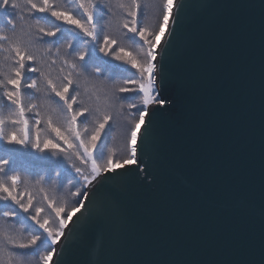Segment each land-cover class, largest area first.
Here are the masks:
<instances>
[{
    "label": "water",
    "instance_id": "95a60500",
    "mask_svg": "<svg viewBox=\"0 0 264 264\" xmlns=\"http://www.w3.org/2000/svg\"><path fill=\"white\" fill-rule=\"evenodd\" d=\"M174 2L154 61L172 105H149L137 163L86 189L49 264H264V0Z\"/></svg>",
    "mask_w": 264,
    "mask_h": 264
},
{
    "label": "snow or ice",
    "instance_id": "6c2138e0",
    "mask_svg": "<svg viewBox=\"0 0 264 264\" xmlns=\"http://www.w3.org/2000/svg\"><path fill=\"white\" fill-rule=\"evenodd\" d=\"M163 5V16L159 23V31L149 28V26L138 27V15L142 7L141 0H117V7L124 9L130 20L125 19L120 25L121 28L127 29L128 33H132L131 39L138 37L139 41H143L141 52L143 59H137L131 53L126 52L123 47L113 48L117 45L115 38H110L107 34L101 42L98 38L97 27L94 21H98V4L97 0H73V4L77 9L74 14L70 8H65L60 3V0H12L10 5L14 9H26L27 15L31 19L35 17V13H40L36 17V28L43 37H56L58 33L64 31L63 25H69L78 30L77 37H87L84 41L86 45L91 47L75 53L72 60H68L67 56L71 55L68 48L73 45L69 43L65 48L63 57V67H67L69 71L67 74L60 77V83H56L48 74H46L41 67L36 66L37 61L41 59L35 53L30 52L28 46L23 42V35H30L25 33L23 27L21 29V36L15 35L16 25L12 19L7 21L10 26L9 31L13 32V37H9L0 33V52H7L8 55L0 59V88L3 89V97L8 101L10 111L7 115L0 112V145L4 147L7 153V158H0V203H2L4 211L0 212V264H24V257L27 253L16 251L17 249H34L39 247L51 248L40 256V261L49 260L56 251L55 245L58 243L60 237L64 235V230L68 222L76 212L80 211V207L84 206L85 200H79L77 203L80 207H73L66 209L63 204L59 207L55 206V202L50 200L47 194L43 199L48 201V207L55 213V219L52 224L49 223L50 218L41 214L44 208L41 206H34L33 201L36 197L28 189V180L22 178L18 172H14L16 166L17 154L24 157H31L42 164H58L60 161L49 160L47 153L52 156H63L69 162L75 173L83 182V187L88 188L98 178L105 176L106 173H119V169H124L126 166L136 164L138 161V133L141 125L145 123V117L149 115V105L158 104L161 109L166 105L171 106L172 101L166 100L159 95L157 90V75L162 72V67L158 69L156 60V53L154 49L159 40L157 36H163L172 16L173 0H160ZM9 0H0V9H7ZM147 7V3L143 5ZM153 6H157L154 2ZM111 12V7L108 8ZM51 16L59 23H53L50 29L40 26L41 19L47 20ZM83 17H87L85 20ZM20 20H24V15L19 16ZM48 23L52 21L48 20ZM28 27H32L29 25ZM7 43V48H5ZM99 45V51L104 56H111L116 61H122L129 64L131 68L138 73L137 78L125 81V84H131L135 87H120L118 89L121 93H141L139 104L143 106V110H139V118L133 119L130 135L126 143V154L122 159H114V149L108 148L107 157L98 151V141L102 139L105 133L106 126H109L111 115L108 112H102L99 108L95 111L101 113L100 116L93 118L94 126L89 128L85 125L82 129L78 128L79 118L92 115L93 109L88 106L79 105V93L73 95L70 89L77 84L74 78L79 77L86 68L87 63L91 60L97 59L96 46ZM45 53L50 52V49H45ZM55 55H60V50L57 49ZM10 61V63H8ZM79 61V63L77 62ZM56 63L55 60L52 61ZM39 73L41 83L33 78L32 75ZM99 71L97 70V75ZM30 81V82H29ZM11 86V87H9ZM22 88L32 89L36 93L44 91L45 103L51 105L53 97H58L55 101L59 105L57 108H50L47 113L41 112L40 107L36 103L28 104L25 108L22 99ZM74 90V89H73ZM155 93V94H154ZM30 100H35L36 96H29ZM62 102V104H60ZM129 108H135L137 105L130 104ZM35 111V120L30 121L26 118V112ZM55 116V119H54ZM102 116V118H101ZM62 121V123L60 122ZM44 125L45 127H40ZM11 126V127H9ZM144 140H141L143 145ZM17 146V147H12ZM30 149V152H22L21 150ZM142 151V149H141ZM35 153H40V156H35ZM75 158V159H73ZM78 160V166L75 161ZM13 172L12 175H8ZM44 178L41 177L36 183L40 184ZM23 185V189H21ZM43 191V189H41ZM74 196L83 195L87 199L90 195L88 191H81L78 189ZM27 196V202L24 197ZM35 208L34 214L30 209ZM17 209L19 211H17ZM67 212V219L61 216V213ZM20 212L28 213L26 217H21ZM19 220L29 229V236L24 237L20 234V230L13 231L9 225L10 220ZM31 221L36 228L41 231L37 233L36 228L27 225V221ZM58 224V226H55Z\"/></svg>",
    "mask_w": 264,
    "mask_h": 264
},
{
    "label": "trees",
    "instance_id": "16d2710c",
    "mask_svg": "<svg viewBox=\"0 0 264 264\" xmlns=\"http://www.w3.org/2000/svg\"><path fill=\"white\" fill-rule=\"evenodd\" d=\"M39 2V0H36ZM125 3L128 0H124ZM154 2L157 6H153ZM12 0H9V6L7 9H0V33L13 37V32L9 31L10 26L7 24L9 19H12L15 22L16 29L15 35L21 36V29L25 33H30V35H23L22 39L26 46H28L29 51L35 53L38 57H41L37 61L36 66L41 67L42 70L48 74L56 83H60V77L67 74L69 69L64 67V71L61 72L63 67V57L66 46L71 43L72 48H68V52L71 55L67 56L68 60H72L75 56V53L81 50H85L91 45H86L84 41L88 39L82 35L77 37L76 33L78 30L72 28L69 25H63L64 31L58 33L56 37H43L42 40L38 37L42 36V33H39L36 28V17H39L40 13H35V17L29 18L27 15L26 9H14L10 5ZM60 3L65 8H70L73 10L74 14L77 13V9L73 4V0H60ZM147 3V7L143 5ZM98 4V21H94L97 27L98 38L102 42L104 35L107 34L110 38H115L117 40V45H113V48L123 47L126 52L131 53L132 56L137 59H143L141 52V46L143 41H139L138 37L131 39L132 33H128L127 29L121 28L120 25L125 19L130 20L131 17L127 16V13L124 9L117 7V0H97ZM142 7L140 13L137 17L138 27L149 26L150 30L154 29L159 30V23L162 20L163 16V5L160 0H141ZM111 7L112 11L109 12L108 8ZM23 14L24 20H20L19 16ZM85 20L87 17H83ZM50 20L52 23H48ZM53 23H59L51 16L47 17V20L41 19L39 21L40 26L50 29ZM31 25L32 27H28ZM7 43H5V48H7ZM45 49H50V52L45 53ZM57 49L60 50V55H55ZM8 55L7 52H0V59ZM97 59L91 60L87 63L86 68L83 70L82 74L79 77L74 78L77 80V84L73 86V89H70V92L75 95L79 93L78 100L79 105L75 106H88L93 109L92 115L79 118L77 127L82 129L85 125H88L89 128L93 127V118L100 116L102 112H108L111 115L110 122H113L115 130L113 132V127L110 128L106 126L105 133L102 135V139L98 141V151L103 154L106 158L108 155V148L112 147L114 149V156L117 154H122L125 151L127 143V130L132 128L133 119L139 117V110H143V106L139 104V99L141 93H121L118 91L120 87H135L131 84H125L126 80L135 79L138 76L136 70L131 68L129 64H125L122 61L114 60L110 55L104 56L103 53L99 51V45L96 46ZM55 60L56 63L53 64L52 61ZM79 63V61H77ZM10 63V61L8 62ZM97 70L99 74L97 75ZM33 78L38 80V83H41L39 73L29 74ZM2 78V77H0ZM30 82V81H29ZM11 87V86H9ZM36 96L35 100H30L29 96ZM22 99L25 108L28 104L36 103L41 105L40 111L47 113L50 111V108H57L59 111V105L55 103L58 101V97H53V102L51 105L45 103V93L41 91L36 93L32 89L22 88ZM62 104V102H60ZM135 104L137 107L129 108L128 105ZM96 108L101 110V113L95 111ZM10 111L8 101L3 97V89L0 88V112L4 115H7ZM35 109L31 112H26V117L29 116V120H35ZM121 111V112H120ZM102 118V116H101ZM55 119V116H54ZM62 123V121H60ZM11 127V126H9ZM40 127H45L41 125ZM108 128V130H107ZM110 132L109 137L106 135ZM116 132V133H115ZM113 138V140H112ZM118 139V140H117ZM117 140V141H116ZM125 140V142H124ZM4 147L0 145V158H7V153L4 151ZM17 147V146H12ZM22 152H30V149L21 150ZM39 153H35L37 156ZM49 160L60 161L58 164H42L39 161L32 159L31 157H24L17 154L16 156V166L14 172H18L22 178L28 180V189L33 193L36 199L33 201L34 205L42 206L44 208V216L46 215L45 208L48 206V201L43 199L44 195L53 200L55 203L58 201L66 199L69 194L75 193L78 189H81L83 182L75 173V170L71 167L69 162L64 159L63 156L55 157L51 153L46 154ZM38 157V156H37ZM75 159V158H73ZM78 166L80 165L78 160L75 161ZM51 168L56 171H60L61 175L58 178L54 177V174H51ZM47 170V172H45ZM13 172H9L8 175H12ZM41 177L44 179L40 184H37L36 181L40 180ZM68 177L70 178L69 180ZM21 185V189H23ZM43 189V191H41ZM83 190V188H82ZM25 202H27V196L24 197ZM81 198H74L76 206L79 205L77 201ZM57 206V204H55ZM59 207V206H57ZM51 209V208H50ZM2 203H0V212L4 211ZM17 211H19L17 209ZM50 212L53 214L52 209ZM28 214H23L20 212L21 217H26ZM48 217V216H47ZM55 218V216L53 217ZM9 225L12 227L13 231L20 230V234L24 237L29 236V231L27 227L22 224L19 220L13 219L10 220ZM27 224H32L29 220ZM34 226V225H33ZM35 228V226H34ZM37 233L40 232V229L36 228ZM39 247L38 250L34 249H17L16 251L27 253L24 257V264H46L45 261H40V256L46 251H50L51 248Z\"/></svg>",
    "mask_w": 264,
    "mask_h": 264
},
{
    "label": "rangeland",
    "instance_id": "374dc122",
    "mask_svg": "<svg viewBox=\"0 0 264 264\" xmlns=\"http://www.w3.org/2000/svg\"><path fill=\"white\" fill-rule=\"evenodd\" d=\"M175 1V0H174ZM173 1V2H174ZM175 3V2H174ZM173 3V4H174ZM159 31V30H158ZM163 37H161V36H157L156 37V40H159V43H160V41H161V39H162ZM159 44H157V46H158ZM156 46V47H157ZM156 51V48L154 49V52ZM155 94V93H154ZM141 96H142V94H141ZM121 112V111H120ZM29 116H27L26 118L27 119H29L28 118ZM139 118V117H138ZM137 118V119H138ZM113 127L114 129H113V132H114V130H115V127H114V124H113V122H110L109 123V128L110 127ZM107 130H108V128H107ZM128 132H127V134H128V137H129V135H130V131H131V129L129 128L128 130H127ZM108 132V131H107ZM116 133V132H115ZM109 134H110V132H108L107 133V135H106V137L108 136L109 137ZM107 137V138H108ZM112 140H113V138H112ZM118 140V139H117ZM116 140V141H117ZM127 140H128V138H127ZM124 142H125V140H124ZM126 154V148H125V151H124V153H122V154H117L116 156H114V159H122L123 157H124V155ZM41 154L39 153V154H37V156H40ZM104 157V156H103ZM45 172H47V170L45 171ZM51 174H54V177L55 178H58L59 177V175H61V172L60 171H56L55 169H53V168H51ZM70 178L68 177V179L67 180H69ZM91 186V185H90ZM89 186V187H90ZM88 187V188H89ZM82 188H83V190H82ZM86 189L87 188H84L83 187V185H82V187H81V189H79L80 191H81V193H83L84 191H86ZM77 197V199H79V198H81V200L82 199H84V197H83V195H79V196H74L73 195V193L72 194H69V196L68 197H66V199H64V200H61V201H58L57 203H55V204H57V206H60L61 204H63L64 206H65V208L66 209H71V208H73V207H80V205H77L76 206V203H75V201H74V198H76ZM33 204H34V202H33ZM34 206H37V205H34ZM42 207V206H41ZM50 208L49 207H47V208H45V212H46V215L50 218V220H49V223L50 224H52L53 223V221H54V219L55 218H53L54 216H55V213H51L50 212ZM34 211H35V208L33 207L32 209H30V212L32 213V214H34ZM23 213V212H22ZM24 214V213H23ZM25 214H28V213H25ZM41 216H42V218L44 217V212L41 214ZM61 216L63 217V218H65V219H67V212L65 211V212H63V213H61ZM69 223V222H68ZM27 225H31L33 228H34V226H33V224H27ZM55 226H58V224H56ZM35 228H36V226H35ZM28 229V228H27ZM28 231H29V229H28ZM41 231V230H40ZM60 240V239H59ZM59 242V241H58ZM44 250H46V249H43V251ZM50 260V259H49ZM49 260H46V264H49Z\"/></svg>",
    "mask_w": 264,
    "mask_h": 264
},
{
    "label": "bare ground",
    "instance_id": "6f19581e",
    "mask_svg": "<svg viewBox=\"0 0 264 264\" xmlns=\"http://www.w3.org/2000/svg\"><path fill=\"white\" fill-rule=\"evenodd\" d=\"M174 1V0H173ZM174 3V2H173Z\"/></svg>",
    "mask_w": 264,
    "mask_h": 264
}]
</instances>
